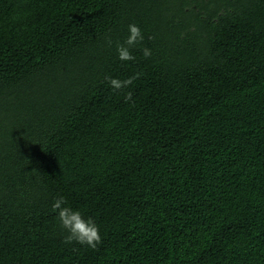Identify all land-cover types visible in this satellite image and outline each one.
I'll list each match as a JSON object with an SVG mask.
<instances>
[{
    "label": "trees",
    "instance_id": "trees-1",
    "mask_svg": "<svg viewBox=\"0 0 264 264\" xmlns=\"http://www.w3.org/2000/svg\"><path fill=\"white\" fill-rule=\"evenodd\" d=\"M0 264H264V0H0Z\"/></svg>",
    "mask_w": 264,
    "mask_h": 264
},
{
    "label": "clouds",
    "instance_id": "clouds-1",
    "mask_svg": "<svg viewBox=\"0 0 264 264\" xmlns=\"http://www.w3.org/2000/svg\"><path fill=\"white\" fill-rule=\"evenodd\" d=\"M128 32L129 34L123 44L118 43L116 46L118 58L121 61H134L135 56L132 54L131 49L141 44L144 39L139 26L135 24L128 25ZM108 43L111 44L110 38H108ZM141 51L145 58H149L152 54L147 47L142 48ZM139 76V73H135L124 80L110 76H105L104 79L113 90L118 91L127 89ZM131 97L132 93L130 91L124 95L125 101L131 100ZM52 209L57 214L60 227L66 232L64 236L65 243L76 242L92 249H95L101 243L99 227L95 221L91 217L85 219L79 210L68 206L63 196L54 199Z\"/></svg>",
    "mask_w": 264,
    "mask_h": 264
}]
</instances>
